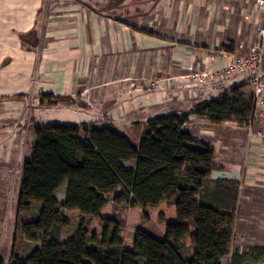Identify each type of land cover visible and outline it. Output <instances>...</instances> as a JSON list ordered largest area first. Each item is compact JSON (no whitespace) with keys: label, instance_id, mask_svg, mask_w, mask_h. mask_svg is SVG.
I'll list each match as a JSON object with an SVG mask.
<instances>
[{"label":"crops","instance_id":"1","mask_svg":"<svg viewBox=\"0 0 264 264\" xmlns=\"http://www.w3.org/2000/svg\"><path fill=\"white\" fill-rule=\"evenodd\" d=\"M261 16L245 0H0V102H16L17 115L29 94L45 107L53 104L42 95L61 98L56 106L79 112L80 124L109 125L136 142V123L228 93L235 76L200 87L191 77L236 58L223 48L225 29L252 36ZM29 31L37 45L28 50L18 34ZM201 118L189 114L185 129L215 149L223 169L210 179L240 180L250 193L239 198L264 206V193L252 192L264 191V140L246 146L244 127L205 118L193 134L191 120Z\"/></svg>","mask_w":264,"mask_h":264},{"label":"trees","instance_id":"2","mask_svg":"<svg viewBox=\"0 0 264 264\" xmlns=\"http://www.w3.org/2000/svg\"><path fill=\"white\" fill-rule=\"evenodd\" d=\"M32 31L18 34L28 50L37 45ZM251 103L246 83H237L186 111L136 123V142L109 125H35L31 154L19 167L15 208L22 237L37 240L41 233L42 239L24 259L11 252L10 264H222L223 259L226 264H264V245L233 247L239 181L210 179L223 169L215 149L185 129L191 113L211 124L244 127ZM63 185L59 201L55 193ZM161 202H170L177 222L165 223L161 238L135 228L131 246L125 247L119 204L144 210ZM107 203L114 214L100 218L98 234L83 225L63 235V209L94 216Z\"/></svg>","mask_w":264,"mask_h":264},{"label":"rangeland","instance_id":"3","mask_svg":"<svg viewBox=\"0 0 264 264\" xmlns=\"http://www.w3.org/2000/svg\"><path fill=\"white\" fill-rule=\"evenodd\" d=\"M245 1L246 3L251 2L254 4L261 14L257 0ZM256 25L254 23L251 24L254 31L257 27ZM242 30L249 33V25L244 26ZM224 32L227 33L223 39L225 45L223 48H226L224 50L233 48V51L236 50L235 56L237 57H243L249 53L254 41V35L247 37L234 36L229 28L225 29ZM242 41L243 43L241 44ZM240 44L241 47H239ZM248 76L247 72L238 73L225 86H234L237 82L246 79ZM39 101V97H32L29 94L23 100L22 110L17 115H13L15 110H11L16 102H0V258H3L4 264L11 263V252L24 259L41 244V233L36 234L37 240L22 237L19 227H17V212L15 208L19 167L22 160L29 158L31 154L30 148L34 143L33 127L37 124L78 125L81 121L79 112L74 109L58 107L56 104L46 107L40 106L38 104ZM205 121L203 118L199 119V121L192 119L191 122L196 123L192 125V133L196 134L197 132L194 129L200 128ZM124 165L129 167L130 163L126 162ZM63 189V187H60L56 191L55 196L57 199L63 196ZM252 192L256 195H259L260 192L264 193L259 188L252 190ZM243 193L248 194L250 192L240 189V194ZM246 201L243 198H238V213L233 225V247L241 248L248 244H264L263 203L256 204L252 199H247ZM119 207H124V210L120 211L122 223L121 235L123 236L125 247L128 248L131 246L135 228H140L155 237L161 238L164 234L165 223L177 222L170 202H161L156 207L144 210L138 206L131 207L124 206V204H119ZM35 209L36 206H31V210L28 213H31L33 216ZM255 210H259V212L256 213ZM62 214L63 218L67 221V225L62 227V233L64 236H69L74 230L83 225H86L90 231L98 234L100 231V218L112 216L114 211L112 205L107 203L94 216L80 215L72 209H63ZM185 241L187 244L188 240L185 239ZM221 262L222 264H226V259H223Z\"/></svg>","mask_w":264,"mask_h":264},{"label":"built area","instance_id":"4","mask_svg":"<svg viewBox=\"0 0 264 264\" xmlns=\"http://www.w3.org/2000/svg\"><path fill=\"white\" fill-rule=\"evenodd\" d=\"M257 3L262 16L255 29V38L249 53L234 58L215 71L194 74L191 77L192 86L200 87L219 84L238 73L249 74L245 80L252 99L250 118L244 126L247 145L252 141L264 140V0H257ZM239 189H241L240 182Z\"/></svg>","mask_w":264,"mask_h":264}]
</instances>
